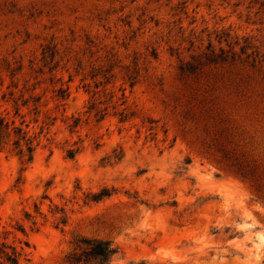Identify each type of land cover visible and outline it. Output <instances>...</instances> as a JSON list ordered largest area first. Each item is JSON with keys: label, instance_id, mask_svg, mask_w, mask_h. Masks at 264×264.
I'll return each mask as SVG.
<instances>
[{"label": "rangeland", "instance_id": "rangeland-1", "mask_svg": "<svg viewBox=\"0 0 264 264\" xmlns=\"http://www.w3.org/2000/svg\"><path fill=\"white\" fill-rule=\"evenodd\" d=\"M235 37L264 40V0H0V111L38 137L30 163L0 149V241H28L20 264H62L81 236L111 241L110 264H264V63L179 71ZM88 40L94 53L82 54ZM52 45L62 58L48 64L42 51ZM107 51L120 66L92 96L89 67L83 79L74 55L88 65ZM135 60L130 88L121 66ZM7 62L22 65L14 89ZM27 79L38 82L40 112L18 101L15 117ZM93 103L106 107L103 119ZM212 143L261 178L220 163ZM103 187L112 194L89 200Z\"/></svg>", "mask_w": 264, "mask_h": 264}, {"label": "trees", "instance_id": "trees-1", "mask_svg": "<svg viewBox=\"0 0 264 264\" xmlns=\"http://www.w3.org/2000/svg\"><path fill=\"white\" fill-rule=\"evenodd\" d=\"M225 40H227V37H225ZM91 42V40L87 41L89 47L88 49H85L82 54L85 52L90 54L94 53L91 49L93 46L90 45ZM235 47H238V51L235 50ZM206 50L207 52L202 53V55L191 56L190 61L182 62L179 65L180 73L183 75H191L195 73L197 69L201 68L202 65L208 64H233L235 62H248L251 67H254L257 64L262 65L264 63V40L256 42L252 37H241L240 39L235 37L234 41L228 44V49L226 50L219 48L218 51H216L209 43L206 46ZM71 51L72 50H65L64 54H68L69 52L71 53ZM57 55L61 56L62 58V54L55 47V45L43 48L42 59L43 61L47 60L46 63H51ZM69 59L70 56L68 60ZM74 59L76 60V72L83 74V79H85L86 66L89 67L90 78L93 79V88L95 89L92 92V96L99 92L97 88L100 85L108 84L112 78L115 77L116 74L113 70L114 68L120 66L118 64L120 61L116 59V53H112L111 51H107L103 56L100 55L94 60H90L88 65L83 64V58L81 56L79 57L74 55ZM59 60H57L53 66L49 67V71L54 70V68L58 65ZM132 64V67L127 65L121 66V69L124 70L123 79L126 83H128L130 88L133 87L137 82L140 70L137 67V60L133 61ZM5 65V69L8 71L9 77L11 78V82L8 87H12L14 89L17 87L18 83L13 81V77L22 69V65L19 64L13 68L10 67L9 62H7ZM262 77L264 78V72ZM97 78L100 80L97 81ZM57 81H60V78H57L56 82ZM37 84L38 82L36 81L29 85L28 79L25 80L20 90L19 96L14 99L15 117H23V115L19 114L18 101L21 102L20 106H31V111L34 114H38L40 112V101L42 95L34 93ZM13 89L8 92V95H14ZM67 90L68 87L64 86L63 83H60L59 87L56 89L57 98L64 100L68 95ZM25 94H27V97H24ZM112 96L113 95H110V98H112ZM2 97H5V94H3ZM121 98H124V92L122 93ZM124 102L125 100H123L121 104ZM89 108L95 110V115L98 116L97 120L103 119L106 107L103 109H98L93 103ZM124 110L119 112L120 121H125L128 118V114L125 113ZM78 121L79 120L77 118L74 119L70 129L75 127L78 124ZM23 123L24 120H21L18 124H16L14 117L9 118L0 111V149H7L8 151L17 155L24 163H30L33 159L34 151L38 145V137L37 134H29L28 130L25 129L27 125L23 127ZM48 124L49 123H45L44 125L47 126ZM44 125L41 126L39 133H41L45 128ZM207 146L212 150L215 148L214 150H216V152L219 154L218 161L223 165L233 169V171L241 178L247 179L251 182H257L261 178L262 174L257 171L258 167L251 166L250 163L243 164V161H240L237 157H233V155L228 151L217 148L214 143ZM76 151V148H68L66 150L67 156L70 158L73 157ZM112 191L113 189L103 187L99 192L91 194L89 200L98 201L103 197L111 195ZM35 212L36 214H41L37 206H35ZM26 217L28 219H32L33 225L36 223V221L33 219L34 215L31 216L29 213H26ZM59 222H65L64 215L59 217ZM17 230H20L22 233H24V229L21 226H18ZM24 246H29L28 241H24L23 245L20 247H17L11 243H7L4 240L0 241V264H20L21 258L23 256ZM116 253L117 247L114 246L109 240L81 236L75 239L73 249L64 255L62 264H110L112 257ZM137 264L144 263L140 262Z\"/></svg>", "mask_w": 264, "mask_h": 264}]
</instances>
